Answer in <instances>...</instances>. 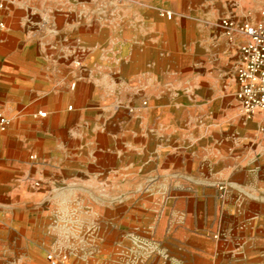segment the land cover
<instances>
[{
    "label": "crops",
    "instance_id": "0c3cea01",
    "mask_svg": "<svg viewBox=\"0 0 264 264\" xmlns=\"http://www.w3.org/2000/svg\"><path fill=\"white\" fill-rule=\"evenodd\" d=\"M2 1L0 68L18 70V84L10 94L0 91V110L16 114L18 146L0 155V173L16 180L2 189L18 190V206L33 205V192L52 196L72 179L87 187L94 179L142 174L192 181L202 195L216 197L223 194L215 186L223 185L224 204L215 199L203 225L212 238L205 242L190 217L179 226L182 241L222 264H264V111L247 115L235 78L221 75L239 65L248 38L224 32L218 38L210 22L169 31L164 15L150 7L167 0H142L120 38L116 27L112 36L98 25L88 28L86 0ZM125 44L127 58L119 60ZM100 76L125 87L130 99L151 103L141 120H132L142 128L128 131L139 143L126 155L98 154L101 129L87 124L82 107L104 93ZM70 101L79 106L75 113L67 110Z\"/></svg>",
    "mask_w": 264,
    "mask_h": 264
},
{
    "label": "rangeland",
    "instance_id": "374dc122",
    "mask_svg": "<svg viewBox=\"0 0 264 264\" xmlns=\"http://www.w3.org/2000/svg\"><path fill=\"white\" fill-rule=\"evenodd\" d=\"M141 1L86 0L88 28L98 25L105 29L104 34L112 36L117 30L111 28L116 27L120 38L126 34L128 14L136 11L134 7ZM150 7L163 14L166 29L175 32L185 26L203 28L208 22L215 25L226 17L240 23H259L264 19V0H167L165 4L152 3ZM214 27L218 38L224 36L220 28ZM202 36L200 41L212 45V40ZM128 46L124 45L125 52L119 55V60L127 58ZM236 67L232 63L226 74L221 75L234 80ZM101 79L105 81L104 93L99 98L88 97L82 107L88 115L87 124L101 129L98 154L126 155L139 143L128 136V131L135 126L142 128L132 120H141L142 110L151 103L142 98L132 100L125 87L121 91L118 85L107 82L105 76H100ZM15 84H18V70L0 68V91L10 94ZM220 91L217 86L214 96ZM78 107L70 101L67 110L75 113ZM0 113L11 121L4 131L0 126V155H4L18 146V119L15 123L16 114L6 116L3 110ZM0 177V264L223 263L200 254L195 244H184L179 226L190 217L196 219L197 225L202 226L200 235L208 242L212 235L203 227L207 216L216 210L217 199L220 206L224 204L225 189L217 197L202 195L195 182L153 179L142 174L130 179H94L87 187L84 182L72 179L68 188H57L52 196L33 192L28 196L33 205L21 207L17 189H2L16 180L6 171ZM41 186L35 187L42 189ZM217 187L221 190L224 186ZM191 201L193 212L186 213L185 207Z\"/></svg>",
    "mask_w": 264,
    "mask_h": 264
},
{
    "label": "built area",
    "instance_id": "2783aa9c",
    "mask_svg": "<svg viewBox=\"0 0 264 264\" xmlns=\"http://www.w3.org/2000/svg\"><path fill=\"white\" fill-rule=\"evenodd\" d=\"M4 7V2L0 0V9ZM168 17L171 18L172 15ZM215 26L230 37L244 35L248 38L241 46V59L235 71L237 84L235 97L243 111L249 116L258 111H264V19L259 23L247 21L240 23L226 17L218 20ZM5 28V23L0 20V32ZM8 121L9 119L0 113L2 129L6 128ZM224 189L225 187L221 188V190ZM49 259L55 263L52 257Z\"/></svg>",
    "mask_w": 264,
    "mask_h": 264
}]
</instances>
